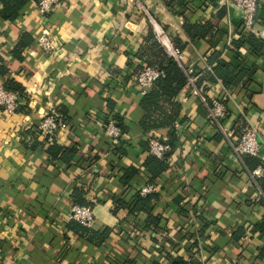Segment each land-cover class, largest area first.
I'll return each mask as SVG.
<instances>
[{
  "label": "crops",
  "instance_id": "0c3cea01",
  "mask_svg": "<svg viewBox=\"0 0 264 264\" xmlns=\"http://www.w3.org/2000/svg\"><path fill=\"white\" fill-rule=\"evenodd\" d=\"M139 1L195 74L212 72L219 60L252 71L228 88L227 124L237 136L255 127L259 156H238L208 125L207 106L188 87L175 98L181 106L175 123L142 127L135 77L167 52L136 2L58 0L42 13L31 1L13 21L0 17L6 70L0 83L22 97L15 114L0 108L3 264H172L179 257L189 264H264V0L252 29L243 25L239 7L221 0ZM186 21L208 31L191 35ZM45 31L55 45L50 52L38 44ZM249 31L260 41L258 51L244 41ZM25 33L33 43L18 57L13 50ZM221 88L210 84L206 93L218 95ZM53 109L66 115L67 126L49 143L38 126ZM112 119L125 125L122 158L106 133ZM150 138L170 146L171 163L153 183L158 199L151 213L159 217L153 221L146 210L135 213L121 203L147 183L145 171L127 185L121 176L152 154ZM52 144L61 147L55 157L48 152ZM71 147L77 151L67 164L60 157ZM77 189L88 199L83 205L94 209L92 227L67 218L78 204Z\"/></svg>",
  "mask_w": 264,
  "mask_h": 264
},
{
  "label": "built area",
  "instance_id": "2783aa9c",
  "mask_svg": "<svg viewBox=\"0 0 264 264\" xmlns=\"http://www.w3.org/2000/svg\"><path fill=\"white\" fill-rule=\"evenodd\" d=\"M130 2H136L141 10H144L146 14L151 18L156 36L161 39L163 46L166 49L167 54L173 57L184 69L188 78V89L193 95L198 96L201 101L207 106V123L211 127H215L222 135L224 140L231 146L233 151L238 155L244 154L259 156L261 151V143L258 140V131L255 127L251 126L246 128L239 136L236 131L227 124L228 119V107L227 101L231 94L228 88L225 87L221 81L217 82L222 85L220 93L214 96H208L202 93L196 85L199 75L185 67V55L184 52L176 47L172 41L165 34L162 26L152 19L151 15L145 8V6L139 0H129ZM225 4L233 3L241 10V20L243 25L252 29L254 26L255 17L258 10V0H221ZM58 0H40L38 2V8L42 13L49 11L53 5L57 4ZM165 36L164 39L162 36ZM38 44L45 52L54 50L55 45L49 37L48 31H45L38 39ZM164 76V71L153 65H145L136 74L135 85L138 88L139 94L144 96L155 85L160 77ZM22 105V97L19 92L10 90L5 85L0 83V108L9 114H15ZM66 115L53 109L49 113L45 114L39 121V130L44 138L49 143L54 142L57 139L58 133L66 128ZM106 133L110 137L113 145H118L121 141L122 130L116 120H110L106 125ZM150 152L158 158H163L170 146L161 142L158 138L149 139ZM261 168L258 167L254 174H259ZM156 190V186L153 183H146L136 188V192L141 195H147ZM68 219L78 221L83 226L92 227L95 221L94 209L90 205L75 204L71 207L67 213ZM0 264H3L0 261Z\"/></svg>",
  "mask_w": 264,
  "mask_h": 264
},
{
  "label": "trees",
  "instance_id": "16d2710c",
  "mask_svg": "<svg viewBox=\"0 0 264 264\" xmlns=\"http://www.w3.org/2000/svg\"><path fill=\"white\" fill-rule=\"evenodd\" d=\"M31 1L39 2L40 0H0V3H2L0 17L6 20L13 21L20 15L19 11ZM174 1L176 0H170V3ZM207 28H209V26L198 23L191 24L187 21L184 23V29L191 35L204 36L208 31ZM244 41L248 42L255 50H259L260 41L251 31L246 33ZM32 43V36L28 33L23 34L13 50L14 55L19 57L20 52ZM179 48L181 49V47ZM150 65L156 66L159 69L163 70L164 76L160 77V79L157 80L155 85L149 90L146 95L142 97V100L140 102V106L143 110L141 125L147 131L160 129L164 126L172 125L173 123H175L179 116L181 108L180 103L176 101L175 98L184 88L188 86V78L183 67L167 53L163 55V58L158 65ZM185 67L187 66L185 65ZM0 71L3 73L6 70L5 68L0 67ZM248 73H252V71L249 72L247 70L245 71L244 69L238 70L236 68H232L230 63H227L224 60H219L217 62V65L213 68L212 72H203L198 77L196 85L202 93L207 95L206 88H208L210 84L213 85L221 81V83L225 87L230 88L231 86L237 85L239 82H241L244 76ZM5 87L10 90H17L15 87H12L10 85H7ZM117 122L122 128V131L125 132V125L123 124V122L120 119ZM143 147L148 148L146 145H143ZM115 148L120 154L121 158L127 154V150L124 147L123 140H121L118 145H115ZM60 150L61 147L56 144H52L48 147V152H50L52 157L57 156V153ZM76 151V147L65 149L64 151H62L60 158L63 162L70 164V161H72V159L74 158ZM170 167L171 163L168 154H166L163 158H158L155 155L150 154L142 165H129V167L123 172L121 176V182L124 185H127L135 177L137 178V176H139L141 172L145 171L148 177L147 183H155V180L160 177V175H162L164 171L170 169ZM73 197L78 204L83 205L89 203L88 199L84 195L83 189H77L74 192ZM132 199L133 200L130 203L127 202L126 204L124 201H121V203L123 204V206H129L130 211L135 213H138L141 210H146L148 212L147 219L150 221H153V219H159L158 216H154L151 213V208L155 204V201L158 199L157 193H149L144 196L136 192L135 196ZM190 262L191 261H185L179 257L175 258L172 264H189Z\"/></svg>",
  "mask_w": 264,
  "mask_h": 264
},
{
  "label": "bare ground",
  "instance_id": "6f19581e",
  "mask_svg": "<svg viewBox=\"0 0 264 264\" xmlns=\"http://www.w3.org/2000/svg\"><path fill=\"white\" fill-rule=\"evenodd\" d=\"M162 37H163L164 39H166L164 35H163Z\"/></svg>",
  "mask_w": 264,
  "mask_h": 264
}]
</instances>
